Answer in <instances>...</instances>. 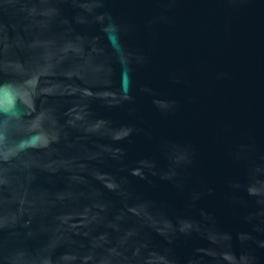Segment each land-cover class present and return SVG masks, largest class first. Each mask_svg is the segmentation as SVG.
<instances>
[{"label": "water", "instance_id": "obj_1", "mask_svg": "<svg viewBox=\"0 0 264 264\" xmlns=\"http://www.w3.org/2000/svg\"><path fill=\"white\" fill-rule=\"evenodd\" d=\"M0 264H264V0H0Z\"/></svg>", "mask_w": 264, "mask_h": 264}, {"label": "clouds", "instance_id": "obj_2", "mask_svg": "<svg viewBox=\"0 0 264 264\" xmlns=\"http://www.w3.org/2000/svg\"><path fill=\"white\" fill-rule=\"evenodd\" d=\"M13 85L5 82V83H0V94H3L5 96V99L8 104H12V96H11V91H12ZM0 114L5 115V119L3 121V124H6L8 119L10 118H15L18 117L16 112L13 111V108L5 107L3 105H0Z\"/></svg>", "mask_w": 264, "mask_h": 264}]
</instances>
